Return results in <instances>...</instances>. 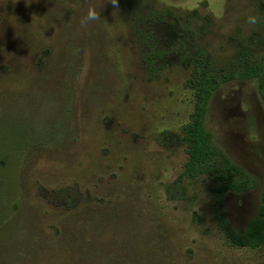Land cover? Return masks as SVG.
<instances>
[{
    "label": "rangeland",
    "instance_id": "obj_1",
    "mask_svg": "<svg viewBox=\"0 0 264 264\" xmlns=\"http://www.w3.org/2000/svg\"><path fill=\"white\" fill-rule=\"evenodd\" d=\"M117 4L0 0V109L15 113L0 131V149L15 157L5 179L21 202L19 210L8 206L0 240L21 212L25 225L58 244L53 235L68 221L73 225L69 215L84 213L102 225L104 244L115 254L113 241L141 234L148 247L142 256L170 264H264V247L238 248L218 229L209 181L179 179L186 158L180 128L193 110L189 70L173 60L151 79L129 27L145 9H170L183 18L196 12L195 26L205 19L206 28L193 44L218 65L238 51L264 61V0ZM89 8L99 19L83 23ZM11 125L15 131L7 136ZM204 125L215 147L256 182L250 191L224 198L231 226L242 230L259 213L264 183V105L257 81L220 85ZM13 146L22 150L18 158ZM37 241L42 245L44 238Z\"/></svg>",
    "mask_w": 264,
    "mask_h": 264
},
{
    "label": "trees",
    "instance_id": "obj_2",
    "mask_svg": "<svg viewBox=\"0 0 264 264\" xmlns=\"http://www.w3.org/2000/svg\"><path fill=\"white\" fill-rule=\"evenodd\" d=\"M197 23L196 12L183 18L170 9H145L134 14L129 27L141 48V61L151 79L157 78L173 60L189 70L186 85L192 93L193 110L180 128L178 141L185 148L186 158L179 179L205 177L210 183L213 218L220 232L238 248L260 249L264 247V183L259 213L242 230L234 229L226 216L224 198L228 193L248 192L256 182L215 147L204 124L210 97L220 85L230 81L256 80L264 105V61H253L248 54L238 51L234 59L218 65L205 50L193 44L206 28L205 19L196 27ZM164 32L171 38L168 42L164 40ZM14 116L12 110L0 109V131L5 130L6 120L9 122ZM10 130L7 136L15 131V126L11 125ZM11 150L17 158L22 153L20 147L13 146ZM14 159L0 149V227L8 216V206L17 210L21 203L14 201L16 192L8 187L5 179ZM85 215H69L73 225L68 221L60 232L56 231L53 237H58V244H53L44 231L42 235L41 230L34 231L25 225L24 215L19 212L2 231L0 264H170L159 258H147L149 254L142 256L148 247L141 234L122 244L113 241L119 251L116 254L108 251L103 241L104 228ZM40 235L44 238L42 245L37 241Z\"/></svg>",
    "mask_w": 264,
    "mask_h": 264
},
{
    "label": "clouds",
    "instance_id": "obj_3",
    "mask_svg": "<svg viewBox=\"0 0 264 264\" xmlns=\"http://www.w3.org/2000/svg\"><path fill=\"white\" fill-rule=\"evenodd\" d=\"M108 3H111L112 5L116 6V9H118L117 0H108ZM97 19H99V13L94 8H89L86 16L83 17L82 22L87 23L89 21H93ZM256 22H257V17L255 16L249 17V23L255 24Z\"/></svg>",
    "mask_w": 264,
    "mask_h": 264
}]
</instances>
